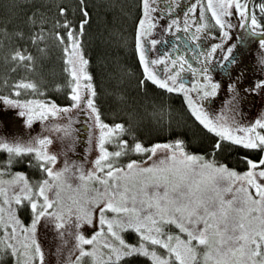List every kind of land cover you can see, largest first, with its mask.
I'll return each instance as SVG.
<instances>
[{
    "label": "snow or ice",
    "instance_id": "obj_1",
    "mask_svg": "<svg viewBox=\"0 0 264 264\" xmlns=\"http://www.w3.org/2000/svg\"><path fill=\"white\" fill-rule=\"evenodd\" d=\"M139 8L134 48L142 68L140 83L151 81L169 93L182 94L193 124L209 142L202 150H192L179 136L145 144L124 121L102 119L83 51L86 20L77 29L65 18L66 34L57 31L55 37L63 45L71 102L2 98L21 109L19 115L26 117L28 126L34 120L66 117L51 125L62 133L61 140L71 136L72 109L79 108L86 118L84 126L98 129L97 154L90 161L70 160L65 150L61 161V154L49 149L51 135L27 140L0 137V151L6 154L0 160V264H48L39 238V227L48 221L62 238L63 229L74 226V243L65 264H129L137 256L148 258L150 264H264V112L252 121L235 118L240 88L233 79L227 83L230 95L224 106L220 110L209 106L223 84L213 74L226 72L237 62L238 43L242 47L256 41L264 50V0H188L186 4L140 0ZM22 10L17 0L3 3L5 18ZM81 11L90 16L87 7ZM59 12L66 16L67 9L60 7ZM162 17L168 22L161 24ZM27 18L35 23L34 7ZM40 22L44 23L42 18ZM2 30L6 33L7 27ZM44 31L37 29L39 34L31 39H44ZM155 32H166L171 39L154 38ZM160 43L166 50L149 55ZM11 58L17 63L33 59L19 48ZM260 63L264 65V57ZM22 89L40 90L33 80H15L11 92L19 96ZM245 91L264 92V78ZM158 115L160 120H171L170 109L161 107ZM226 146L239 153L242 170L217 158ZM160 149L165 154L157 157ZM25 161L34 175L17 169ZM83 225H90L91 231L82 230ZM129 231L135 242L126 238Z\"/></svg>",
    "mask_w": 264,
    "mask_h": 264
},
{
    "label": "trees",
    "instance_id": "obj_2",
    "mask_svg": "<svg viewBox=\"0 0 264 264\" xmlns=\"http://www.w3.org/2000/svg\"><path fill=\"white\" fill-rule=\"evenodd\" d=\"M5 2L7 0H0V100H3V95H9L13 99L50 97L60 104L70 103L71 98L67 95L70 90L68 66L64 60L63 45L56 39L55 32L66 34L67 29L62 23L65 18L77 29L80 21L86 20L83 51L89 60L87 69L92 74L95 101L102 119L109 123L124 121L145 144L179 136L189 142L192 150H202L207 145L209 137L193 124L182 94L169 93L151 81L140 83L142 68L134 48L135 20L140 14V0H17L23 10L7 18L2 13ZM33 7L37 10L34 24L27 18ZM60 7L67 9L66 16L59 12ZM82 7H87L89 17L83 15ZM58 20L61 23L58 24ZM5 27L6 33L2 30ZM39 28L45 30L44 39L34 42L31 36L38 35ZM17 48L23 50L26 56L31 53L33 59L18 63L13 61L11 53ZM28 64L33 67H27ZM21 78L35 81L43 91L22 89L17 96L11 88L13 82ZM161 107L170 109V121L159 119L158 110ZM107 146L115 149L111 142ZM238 155L237 151L226 146L217 158L241 169L243 165L237 159ZM16 167L27 171L30 176L34 175L26 161ZM3 264L9 262L4 261ZM129 264H150V261L137 256L130 259Z\"/></svg>",
    "mask_w": 264,
    "mask_h": 264
},
{
    "label": "rangeland",
    "instance_id": "obj_3",
    "mask_svg": "<svg viewBox=\"0 0 264 264\" xmlns=\"http://www.w3.org/2000/svg\"><path fill=\"white\" fill-rule=\"evenodd\" d=\"M168 0H160L161 4H167ZM188 0H182V3L186 4ZM178 14L179 10H178ZM235 21V17L233 18ZM167 17H162L160 20L161 24L167 23ZM237 29H233L235 33ZM154 38L160 39H171L168 33L155 32L152 34ZM219 32L217 31V37ZM235 39V36L233 37ZM188 43H194L188 41ZM205 41V46L207 45ZM171 45L169 44L168 47ZM165 45L160 43L155 49L149 50V55L155 56L158 52L165 51ZM234 53L237 56V62L229 66L226 72H215L214 78L219 79L223 82L222 88L218 93L217 97L211 99L209 106L215 110H220L224 106L225 101L230 95L227 88L229 79L238 80V87L240 88L239 105L238 110L235 114V118L243 121H252L262 112H264V92H247L245 88L248 85H252L256 79L264 78V65L260 63V58L264 57V50L260 49L256 41L245 43L242 47L239 46L234 49ZM187 55L191 58L192 53L188 52ZM188 78L190 79V74ZM21 109L18 106L8 104L4 100H0V137L22 138L27 140L30 136L37 134H46L53 137V143L49 145V149L52 152L60 153L61 161L64 159L63 153L67 150L69 159H84L90 161L97 154L95 147V141L97 137L98 129L95 127H85V117L81 114L79 108L72 109L73 117V132L71 136L65 137L63 140L60 139L62 133H57L51 128L53 123H62L66 117L49 118L47 121L41 122L40 120H34L31 126L24 123L26 117L19 115ZM88 124L91 125V118L88 117ZM47 124L48 127H43ZM91 132V137H89ZM164 150L160 149L157 152V157L163 156ZM5 153L0 151V160L5 158ZM59 166V162H58ZM87 166H90L87 165ZM242 170V168H241ZM33 173V171H32ZM21 216H27L26 212H22ZM74 226L67 225L64 231V237L58 233L54 224L51 221L39 227V238L46 251V259L48 264H65V260L69 258V251L72 249L74 239L72 232ZM82 230L86 232L91 231L90 225H83ZM126 238L130 242H135V234L131 231L128 232ZM66 240L67 243L63 241Z\"/></svg>",
    "mask_w": 264,
    "mask_h": 264
},
{
    "label": "flooded vegetation",
    "instance_id": "obj_4",
    "mask_svg": "<svg viewBox=\"0 0 264 264\" xmlns=\"http://www.w3.org/2000/svg\"><path fill=\"white\" fill-rule=\"evenodd\" d=\"M183 43V42H182Z\"/></svg>",
    "mask_w": 264,
    "mask_h": 264
}]
</instances>
